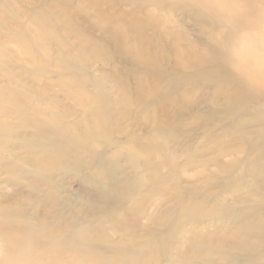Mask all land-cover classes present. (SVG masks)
Returning <instances> with one entry per match:
<instances>
[{"label":"rangeland","instance_id":"374dc122","mask_svg":"<svg viewBox=\"0 0 264 264\" xmlns=\"http://www.w3.org/2000/svg\"><path fill=\"white\" fill-rule=\"evenodd\" d=\"M260 22L264 0H0V260L27 227L68 261L58 236L92 225L98 251L147 264H264V156L245 152L263 114L208 82L264 95L227 52Z\"/></svg>","mask_w":264,"mask_h":264},{"label":"bare ground","instance_id":"6f19581e","mask_svg":"<svg viewBox=\"0 0 264 264\" xmlns=\"http://www.w3.org/2000/svg\"><path fill=\"white\" fill-rule=\"evenodd\" d=\"M180 51L181 50H176V55L179 58H181L182 55ZM214 71L221 73L218 68H216V70ZM203 74H205L207 78L209 77L208 72H205ZM236 79L238 78L236 77ZM208 82L209 84H219L225 88H228V91L226 93L228 100L236 106L240 104L238 105L239 109H244L241 107V102L245 99L258 102L259 111L262 112L263 116L261 118L254 119V123L262 125L263 128L257 131L254 136L259 141V147L258 145L254 146V144H249L251 143L249 136V138L247 139L248 146L245 152L262 154L264 156V95H257L254 90H251L248 87H244L243 84L239 83V81L237 80L230 82L228 85L227 83H224L219 79L212 80L208 78ZM238 89L243 90V94L241 96L237 94ZM35 188L37 187L35 186ZM102 212L105 215H109L111 211L108 208H104ZM74 228L82 229L81 231L83 235L78 241V238L73 236L69 232H65L64 234L62 233L63 236L61 235L58 237L61 239V241L70 238V242L67 243V246L68 248H73L75 250V255H73L68 261H63L58 257H53V259L48 255L46 257L48 264H147L141 262V254L138 251H127L125 253L126 256L121 254L120 251H107L109 250V247L107 246H105L101 251H98L97 246L93 244L92 239L90 238V236H88L89 231L92 230V225H88L87 227L75 226ZM19 232L23 233L27 240L23 241L22 239H20V234L9 235L8 242L9 246L12 247V249L9 251H5L6 254L0 260V264H46L44 263V260L42 258H39L38 256L36 257V251H32L35 244V240L38 237L37 235H35V232H33L31 229H28L27 227H19ZM252 232L257 235L256 238L258 240L256 246L264 247V220L260 221L255 227H253ZM72 239L74 240V242H72ZM245 249L247 250L245 251L246 253L252 250V243H246ZM110 252L113 253V256L109 255ZM211 252L212 251H207V255L211 254ZM231 252L234 251H226L223 254V260H236L235 258H232V255H229L232 254ZM79 256L87 257L86 263L78 260ZM146 257L149 259L151 257L157 258L156 260L158 262H156L155 264H162V261H164L163 264H212L211 262L200 259L198 256H196L190 251L189 253L181 251V254L175 258H169L165 254L156 257L151 253L148 255L146 254ZM149 263L154 264L152 261Z\"/></svg>","mask_w":264,"mask_h":264},{"label":"clouds","instance_id":"9594fccd","mask_svg":"<svg viewBox=\"0 0 264 264\" xmlns=\"http://www.w3.org/2000/svg\"><path fill=\"white\" fill-rule=\"evenodd\" d=\"M238 72L250 87L264 89V22L241 33L239 43L227 50Z\"/></svg>","mask_w":264,"mask_h":264}]
</instances>
